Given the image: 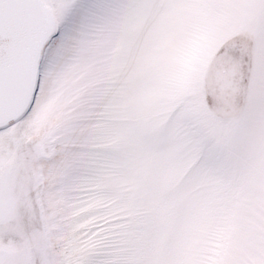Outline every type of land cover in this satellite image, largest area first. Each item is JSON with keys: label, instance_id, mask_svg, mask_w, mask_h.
<instances>
[{"label": "snow or ice", "instance_id": "snow-or-ice-1", "mask_svg": "<svg viewBox=\"0 0 264 264\" xmlns=\"http://www.w3.org/2000/svg\"><path fill=\"white\" fill-rule=\"evenodd\" d=\"M0 264H264V0H0Z\"/></svg>", "mask_w": 264, "mask_h": 264}]
</instances>
